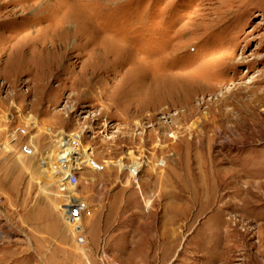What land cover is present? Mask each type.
<instances>
[{
  "label": "rangeland",
  "instance_id": "obj_1",
  "mask_svg": "<svg viewBox=\"0 0 264 264\" xmlns=\"http://www.w3.org/2000/svg\"><path fill=\"white\" fill-rule=\"evenodd\" d=\"M71 133L84 252L40 165ZM0 234V264H264V0H0Z\"/></svg>",
  "mask_w": 264,
  "mask_h": 264
},
{
  "label": "built area",
  "instance_id": "obj_2",
  "mask_svg": "<svg viewBox=\"0 0 264 264\" xmlns=\"http://www.w3.org/2000/svg\"><path fill=\"white\" fill-rule=\"evenodd\" d=\"M18 130L7 133V143L11 144L17 140ZM59 137L57 148L40 160V165L54 180L55 189L58 194L59 204L57 212L61 222L70 232L76 247L84 252L86 250V237L83 230V220L88 213V203L84 196L77 191L78 179L76 174L83 170L84 148L81 145L82 136L78 134H65ZM68 135V136H67ZM23 152L31 155L26 147ZM90 168L101 169L91 159ZM0 236H2L0 234Z\"/></svg>",
  "mask_w": 264,
  "mask_h": 264
},
{
  "label": "bare ground",
  "instance_id": "obj_3",
  "mask_svg": "<svg viewBox=\"0 0 264 264\" xmlns=\"http://www.w3.org/2000/svg\"><path fill=\"white\" fill-rule=\"evenodd\" d=\"M109 43V42H108ZM108 43H106L105 45L107 46L108 45ZM105 46V47H106ZM108 47V46H107ZM106 47V48H107ZM113 49L114 48H110V46H109V51H113ZM114 52V51H113ZM107 126V125H106ZM64 136H66L65 134H64ZM68 136V135H67ZM83 158H84V156H83ZM82 163H85V166H91L92 164H91V159L89 158V157H85L84 158V160L82 161ZM119 168L122 170V169H124L125 168V166H123V164H121V163H119ZM133 169H135L136 168V164H134L133 165V167H132Z\"/></svg>",
  "mask_w": 264,
  "mask_h": 264
}]
</instances>
